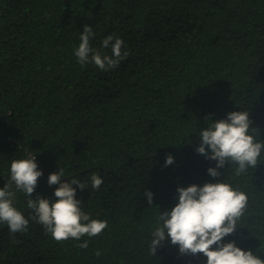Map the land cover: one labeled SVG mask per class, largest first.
<instances>
[{
  "label": "trees",
  "instance_id": "obj_1",
  "mask_svg": "<svg viewBox=\"0 0 264 264\" xmlns=\"http://www.w3.org/2000/svg\"><path fill=\"white\" fill-rule=\"evenodd\" d=\"M84 25L102 55H112L107 36L124 42L116 68L78 62ZM233 111H248L250 134L264 141V0H0V188L13 160L36 154L30 198L54 201L47 179L63 170L61 182L86 184L72 185L81 211L107 222L99 235L57 242L13 184L29 224L12 233L0 222V264H206L169 239L149 249L176 189L216 182L248 196L222 242L264 259V151L255 169L236 175L228 162L218 177L196 152L200 131Z\"/></svg>",
  "mask_w": 264,
  "mask_h": 264
},
{
  "label": "clouds",
  "instance_id": "obj_2",
  "mask_svg": "<svg viewBox=\"0 0 264 264\" xmlns=\"http://www.w3.org/2000/svg\"><path fill=\"white\" fill-rule=\"evenodd\" d=\"M92 37V28L84 25L79 46L74 51L82 66L92 62L99 69L107 71L116 68L128 55L126 51L123 55L121 53L124 42L115 38L113 43L111 35L102 41V46L107 48L111 44L112 55H102L90 47ZM250 125L248 111H233L227 114L226 119L212 122L200 131L196 152L216 162L214 168L207 169L210 176L218 177L220 172L217 169L223 168L228 162L238 165L236 175L248 168L255 169L264 151V141H257L250 134L249 130L253 129ZM35 155L28 154L24 159L11 162L9 183L0 188V222L5 223L12 233L28 230L29 220L13 206L15 192L11 188L14 184L17 191L29 197L27 207L32 210V219L41 224L57 242L80 240L84 235H99L107 227V222L90 219L88 214L81 211V202L75 199L76 188L72 185L83 190L87 188L86 184L77 179L61 182L63 170L49 174L47 179L49 186L58 185L54 190V201L39 196L30 198L42 175L35 162ZM173 163L171 155L165 158V166ZM90 180L94 190L99 189L103 183L102 178L95 173ZM176 191L178 202L170 211H164L158 217L162 223L152 233L149 249L152 255H155L162 242L169 239L172 245L178 246L181 254H203L206 264H264V259L252 251L242 250L234 242H222L224 237L234 233L237 221L247 210L248 196L245 192L224 182L205 183L203 186L192 184L178 187ZM144 195L148 204H152L153 194L145 191ZM79 247L86 248L87 241Z\"/></svg>",
  "mask_w": 264,
  "mask_h": 264
}]
</instances>
